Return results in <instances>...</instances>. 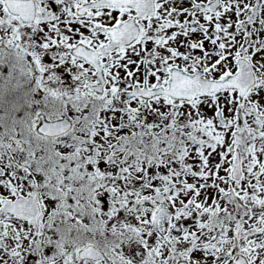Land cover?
Here are the masks:
<instances>
[{"label": "snow or ice", "instance_id": "1", "mask_svg": "<svg viewBox=\"0 0 264 264\" xmlns=\"http://www.w3.org/2000/svg\"><path fill=\"white\" fill-rule=\"evenodd\" d=\"M0 264H264V0H0Z\"/></svg>", "mask_w": 264, "mask_h": 264}]
</instances>
